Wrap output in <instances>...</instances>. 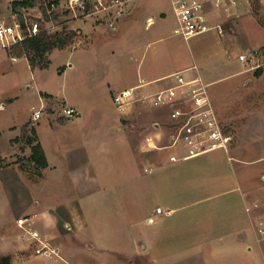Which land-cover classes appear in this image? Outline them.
<instances>
[{"label":"rangeland","instance_id":"374dc122","mask_svg":"<svg viewBox=\"0 0 264 264\" xmlns=\"http://www.w3.org/2000/svg\"><path fill=\"white\" fill-rule=\"evenodd\" d=\"M14 1L0 0V18L11 21L13 12H16V15L26 13L30 21H34L36 15H43L44 19L49 16L50 20L47 22L40 19L49 31L62 29L65 25L76 30L78 34L68 47L53 50L48 67L34 70L27 57L14 58L0 45V130L11 122H27L17 139L16 159L0 157V221L12 224L10 217L21 210L24 200H34L35 191L31 186L41 169L29 158V141L33 138L32 128L37 123L32 120L34 108L39 109L43 105V111L48 109L59 112L66 104L78 103L91 109L97 99L101 102L98 105L105 108V113L100 115L103 122L113 125L120 115L115 109L111 90L121 85L128 86L142 76L145 80L170 66L171 60L175 63L182 61L181 65L193 63V56L198 47L209 50L217 40L220 42L212 33L199 34L198 37L190 39L174 35L171 22L164 28L158 27V24L146 28L145 16L171 11L169 0H134L130 4V12L118 23H113V19H102L101 13L84 15L76 5L72 8L69 0H28L32 2V5L28 6L18 5ZM248 3L252 9V0ZM243 19V24L237 28L238 36L233 49L238 51L241 48L264 45V27L257 18L249 14L243 16ZM85 22L88 24L85 25ZM114 26L116 29H113ZM149 41H152L150 45ZM163 46L168 49L161 50ZM262 49L263 47L259 48L260 53H264ZM69 59L75 62L72 68L69 67ZM260 61L264 63V57L263 60L260 58ZM239 77L226 78L211 85L227 88L226 99L222 100L221 95L217 102L219 106L225 104L231 108L246 109L240 97L264 90V84L256 82L245 87L238 85L236 80ZM45 91L52 93V98H49L50 104L44 106ZM131 110L132 112L122 118V124L133 139L136 165L145 170H156L142 177L136 173V178L132 179L130 163L123 159H114L111 164L116 177L109 186L110 190L96 191L89 198H83V211L87 221L81 215L75 222L70 220L69 226L65 225L67 230L60 236V243L68 254L65 259L72 264H264V241H256V237L253 239L254 249L245 255L230 257L224 256L227 253L225 252L223 256L207 259L147 258L136 239L142 238L146 225L142 210L150 203L153 204L154 200H159L160 196H164L160 194V189L202 185L225 188L238 183L243 186L245 180L249 182L255 177L259 163H245L249 174L245 180L234 175L237 161H229L222 151L224 149L205 152L189 159L180 158L168 165L170 153L181 156L187 150L177 146L160 150L150 148L144 142L146 134L158 133L155 132V125H152L154 121L161 123L160 132L164 135L159 144L170 142V129L166 126L162 110L140 102L132 105ZM216 110L225 131L233 135L235 130L232 123L228 122L220 109ZM39 121L40 130L43 131L42 126H48V120L43 115ZM217 154L219 156H216ZM144 188L151 189V193H147L148 199H141L138 206L137 199L143 194ZM132 189L135 190L134 195ZM140 189L141 195L138 193ZM33 210L34 202L30 204L28 212ZM27 215L32 214L19 217ZM20 228L26 234L23 228ZM23 240L30 243L27 256L34 254V264H52L56 257L38 254L27 235ZM185 240L184 243L192 241ZM134 242L137 244L135 254ZM127 252L132 255L128 256ZM60 260L63 263L64 260Z\"/></svg>","mask_w":264,"mask_h":264},{"label":"crops","instance_id":"0c3cea01","mask_svg":"<svg viewBox=\"0 0 264 264\" xmlns=\"http://www.w3.org/2000/svg\"><path fill=\"white\" fill-rule=\"evenodd\" d=\"M248 1L238 0V4L232 9L230 16L226 12L210 10V23H221L225 34L221 35L215 29L206 32L212 33L220 42L217 40V43L209 50L198 47L193 56V63L181 65L182 61L175 63L171 60L170 66L145 78V80L142 76L128 86L121 85L114 89L111 87L113 89L111 90L112 96L116 91L129 87H137V94L140 95L171 85L173 80L169 75L177 71H184L188 77L201 76L208 84L209 94L214 105L222 111L235 130L233 135L229 132L232 136L229 149L222 150L220 148L229 161L231 159L237 161L236 168L234 167L236 174L234 175L245 180L249 175L245 163H259L255 177L249 182L245 180L243 186L238 183L225 188L202 185L160 189V194L164 196H160L159 200H154L153 204L150 203L142 210L146 225L142 238L136 239L149 259H195L200 257L207 259L223 256L225 252L227 253L224 256L234 257L237 254L245 255L246 252H251L254 249L253 239L255 237L256 241L261 243L264 241V235L258 230L259 221L264 222V90L243 94L240 98L243 99L241 103L246 105V109H241V107L231 108L225 104L219 106L217 102L221 99L220 96L222 95V100L226 99L227 88L211 87L223 79L235 76H240L236 80L240 86L254 85L255 82L264 84V73L256 76L255 68H249L252 63H244L238 58L240 53L259 50L264 45L246 47V50L241 48L235 51L233 49L238 36L237 28L243 24V16L249 14L254 16ZM133 2L134 0L131 4ZM169 2L170 12H158L154 14L155 16L151 14L145 16L146 28L155 24L164 28L171 22L174 34L177 20L171 1L169 0ZM130 8L131 5L123 15L117 18L116 23L130 12ZM260 13L264 17V0H261ZM101 14H103L101 18L106 20L113 19L114 15L113 12H101ZM149 20L151 21L149 22ZM87 24L88 22H85V25ZM113 29L116 27L114 26ZM151 43L152 41H149L148 45ZM160 49L168 48L163 46ZM226 54H228V58H226ZM260 54L259 57L263 60L264 53ZM68 62H70V68L75 65L72 59H69ZM108 85L111 84L108 83ZM43 95L46 99L44 106L50 104L49 98L52 96L49 95L52 93L45 91ZM100 103L95 99L91 109L78 103L66 104L65 106L78 108V115L70 119L62 115V109L59 112L45 109L43 115L49 125L42 126L43 131L40 130V121H37L34 128L45 150L49 166L41 168L40 174L34 178V184L31 186L35 191L34 200L28 202L24 200L21 210L15 216L10 217L13 224L0 221V227L2 226L0 228V255L10 256L11 264H34V254L27 256V248L30 243L23 240L26 234L16 222L19 216L37 214L35 217L36 228L55 246H58L60 253L65 257L68 254L61 244L62 238L60 237L67 230L65 225L69 226L70 220L75 222L81 215L86 220L82 204L83 198H89L96 191L103 192L109 189L116 177L111 164L114 159H123L130 163L132 179L136 178L134 176L136 173L142 177L144 174L156 170L149 171L136 165L133 139L122 124V118L126 115L121 114L115 107L120 115L119 119L113 125L104 123L100 115L105 113V108L98 105ZM90 115H92L91 118ZM157 122L159 125L154 127L156 128L155 132L158 131V133L153 134L156 136V140L161 143L164 135L160 132L161 123ZM26 123L11 122L0 130V157L9 158V160L16 159L17 139L23 126L26 127ZM153 123L155 124V121ZM216 150L219 149L208 152ZM29 153H31V148ZM172 154L176 153H170L168 165L178 161L170 159ZM196 156L198 155L189 158ZM220 156L224 157V155ZM137 170L139 172H136ZM138 191L141 195L142 189ZM147 193L150 194L151 189L144 188V195L142 194L137 199L138 206L141 199H148ZM134 194L135 190L132 189V195ZM33 202L34 210L28 212L30 204ZM158 207H162L161 213L157 211ZM132 208L134 207L132 206ZM132 216H134L133 213ZM185 239L192 241L184 243ZM135 246H137L136 242H134V254ZM127 255L131 256L132 253L130 255L127 252ZM63 263L60 258H55L52 261V264Z\"/></svg>","mask_w":264,"mask_h":264},{"label":"built area","instance_id":"2783aa9c","mask_svg":"<svg viewBox=\"0 0 264 264\" xmlns=\"http://www.w3.org/2000/svg\"><path fill=\"white\" fill-rule=\"evenodd\" d=\"M70 6L74 5L84 15L101 12H113V23L123 15L133 0H69ZM177 24L174 34L185 39H190L199 34L217 30L221 35L225 29L221 23L211 24L209 13L211 9L226 12L232 15V9L237 6L238 0H170ZM20 10V9H19ZM16 13V12H15ZM12 13V20L0 18V45L8 48L23 40L25 37L36 34L41 29L40 19L43 15H36L33 20H28L26 13L16 15ZM151 20H149L150 22ZM260 50L242 52L238 55L240 61L252 63L250 69L258 68L264 63L260 61ZM173 83L157 91L137 94V87H129L113 94L116 109L123 115L131 111L132 105L140 102L146 106L162 110L166 126L170 129L169 143L159 144L153 133L145 135V142L150 148L164 149L169 147L185 148L181 156L172 154L173 161L180 158H189L215 149H229L232 136L225 131L214 102L209 94L208 84L201 76L188 77L184 71H177L169 75ZM43 105L33 110V121L43 117ZM62 115L68 119L78 115L77 109L63 106ZM154 125H159L155 122ZM157 211L162 212V207ZM35 215L18 218V225L23 228L36 252L50 258H60L65 264H72L63 257L58 246L43 236L36 228ZM259 232L264 235V222L259 221Z\"/></svg>","mask_w":264,"mask_h":264},{"label":"trees","instance_id":"16d2710c","mask_svg":"<svg viewBox=\"0 0 264 264\" xmlns=\"http://www.w3.org/2000/svg\"><path fill=\"white\" fill-rule=\"evenodd\" d=\"M14 2L22 6L32 5V2L28 0H15ZM260 9L261 0H252V13L264 27V17L261 15ZM44 20V22H47L50 20V17L47 16ZM40 23L41 29L39 32L29 35L7 48V53L12 57H27L33 70L36 68L48 67L51 62L50 54L53 50L56 48L64 49L68 47L74 42L78 34L76 30L67 28L65 25L62 29L49 31L42 21H40ZM262 50H264V47ZM263 73L264 66L255 69L256 76H260ZM32 136L33 138H30L29 141L31 144V154L29 158L36 166L46 168L49 166L48 158L38 139L35 128H32ZM0 261L1 264H11L10 256L8 255H2Z\"/></svg>","mask_w":264,"mask_h":264}]
</instances>
